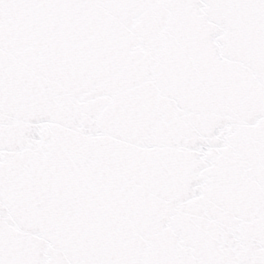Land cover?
Returning a JSON list of instances; mask_svg holds the SVG:
<instances>
[{
	"label": "snow or ice",
	"instance_id": "snow-or-ice-1",
	"mask_svg": "<svg viewBox=\"0 0 264 264\" xmlns=\"http://www.w3.org/2000/svg\"><path fill=\"white\" fill-rule=\"evenodd\" d=\"M0 264H264V0H0Z\"/></svg>",
	"mask_w": 264,
	"mask_h": 264
}]
</instances>
